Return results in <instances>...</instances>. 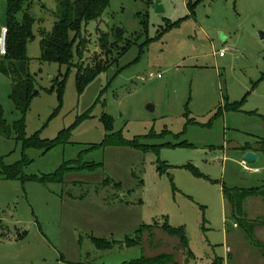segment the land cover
<instances>
[{
  "label": "rangeland",
  "instance_id": "1",
  "mask_svg": "<svg viewBox=\"0 0 264 264\" xmlns=\"http://www.w3.org/2000/svg\"><path fill=\"white\" fill-rule=\"evenodd\" d=\"M155 1L109 0L101 18L83 29L87 44L65 76L66 66L40 61V32H51L58 0H32L35 38L27 57L38 96L22 116L9 99L10 80L0 74L10 130L9 139L0 137V167L26 159L28 178L63 166L74 170L62 183L0 178V264H126L164 254L173 264L226 256V264H264V245L256 247L233 227V216L241 218L222 192L261 187L264 193V0H160L161 14L152 9ZM5 14L0 0V39ZM96 63L106 71L78 92L76 68ZM235 103H242L238 112L229 109ZM103 116L112 119L108 132ZM22 119L26 139L39 133L52 141L70 130L67 142L49 151L24 149L14 130ZM108 136L137 139L139 148L105 145ZM182 142L193 148L176 146ZM248 146L257 150L259 160L247 164L257 173L240 166L236 149ZM256 200L264 212V197L248 198L242 208L263 223L260 210L250 208ZM164 223L183 228L192 260L159 228L135 247L124 245L141 226ZM257 233L264 236V227ZM92 238L114 246L98 250Z\"/></svg>",
  "mask_w": 264,
  "mask_h": 264
},
{
  "label": "trees",
  "instance_id": "2",
  "mask_svg": "<svg viewBox=\"0 0 264 264\" xmlns=\"http://www.w3.org/2000/svg\"><path fill=\"white\" fill-rule=\"evenodd\" d=\"M109 0H58L57 11L55 13V23L50 33H46L43 30L40 32V61L48 64H57L59 66H66L68 75L70 70L74 67L73 58L74 55L80 57L83 48L87 44V40L83 38V29L90 23L97 21L101 18L103 12L107 8ZM32 5V0H6V19H5V53L0 54V74L10 80L11 91L9 99L14 105V108L22 116L27 113L31 102L38 96L36 89L35 77L30 73V60L27 57V45L34 40L33 26L34 20L29 16L28 11ZM21 14L20 19L17 17ZM102 48H106V38L101 37ZM128 47V45H127ZM127 48L123 49L122 54ZM76 68V67H75ZM76 83L78 92L82 90L100 73L105 72L107 67H103L101 64L96 63L92 67L84 68L77 67ZM64 80L57 85L58 100H61ZM51 90L47 93H51ZM242 103H235L229 106L231 111H240ZM219 115V111L215 114V117ZM263 121L264 118L260 117ZM102 122L104 124L106 132L111 130L112 119L103 116ZM15 139L21 142L24 149H43L49 151L57 145H63L67 142L70 134V130H65L59 133L58 137L52 141H42L40 134L36 133L31 138L26 139L24 136V120L16 122L14 125ZM120 135L115 136L119 138ZM0 137L9 139L10 130L3 119V112L0 106ZM114 136H108L105 140V145L108 146H124L132 145L139 148L137 144L138 140H134L131 143H126L123 140L116 139ZM177 147L181 148H193L192 145L182 142ZM253 150L251 147L243 148V152ZM264 153V149L262 150ZM26 159L16 163L12 166L0 167V178L8 182L20 181L26 182H38L41 184L46 183H62L63 174L67 171L74 169L67 166L61 167V169L55 174L47 177L28 178L23 174V168L25 167ZM157 169L160 174L164 173V165ZM185 168H191V166H185ZM90 169V168H89ZM163 169V170H162ZM192 169V168H191ZM193 173L201 177L194 169ZM223 195L229 201L232 214L238 215L243 200L248 196L257 195L259 190H241V189H225L223 188ZM236 219V224L245 233V236L256 247H261L262 244L256 241L253 237V226L248 224L242 219ZM159 228L162 232L172 238H176L179 241L180 247L187 253L190 259H193V255L188 249L187 240L183 228H172L167 223L159 226L154 224L152 226H141L135 233V239H126L124 245L128 248L135 247L140 244V240L143 234L151 233L154 229ZM23 233L20 238H23ZM92 243L98 250H111L114 244L104 240H98L92 238ZM264 258V253L262 254ZM171 255H159L153 258H141L139 260L126 263V264H173ZM212 264H224L221 258H215Z\"/></svg>",
  "mask_w": 264,
  "mask_h": 264
},
{
  "label": "crops",
  "instance_id": "3",
  "mask_svg": "<svg viewBox=\"0 0 264 264\" xmlns=\"http://www.w3.org/2000/svg\"><path fill=\"white\" fill-rule=\"evenodd\" d=\"M236 149V148H235ZM236 150H238V151H240V154H241V156L243 157V155L246 153V152H243L242 151V149L240 150V149H236ZM256 151L257 150H251V151H248V152H252V153H254L256 156H257V154H256ZM259 159H258V157H257V161H258ZM253 170V173H257L258 172V169H252ZM261 188V187H260ZM260 188H257V187H255V188H248V189H241V190H252V189H254V190H259V192L257 193V195H254V196H248V197H246L244 200H243V202L246 200V199H248V198H260V197H264V193H262L261 191H260ZM236 189H239V188H236ZM242 202V203H243ZM262 206H263V204L259 201V200H256V202L255 203H253V204H251L250 205V208H252V210H253V208H255V210H260V214H262L263 216H264V212L262 211ZM232 213V212H231ZM239 215V217L242 219V220H244L245 222H247L248 224H251L252 226H253V231H254V235H253V237L256 239V241H258L259 243H261L262 245H264V236H263V233H257V227L258 226H260V228H262L263 229V227H264V222L262 223V222H260V223H257L258 221H257V219L258 218H255V219H248L247 217H246V215H245V213H244V211H243V208H242V204H241V208H240V213L238 214ZM259 216V215H258ZM233 227L234 228H236L237 227V225H236V222L234 223V225H233ZM231 248L229 249L228 247H226L225 248V253L228 255V254H230L231 253ZM226 258H228V256H226L224 259H222L223 260V263L224 264H226L225 262H226ZM262 259H264L263 257H261ZM212 264V263H211Z\"/></svg>",
  "mask_w": 264,
  "mask_h": 264
},
{
  "label": "water",
  "instance_id": "4",
  "mask_svg": "<svg viewBox=\"0 0 264 264\" xmlns=\"http://www.w3.org/2000/svg\"><path fill=\"white\" fill-rule=\"evenodd\" d=\"M152 9L155 11V13H157V14H161V13H163V8H162V6H161V4H160V0H156L155 2H154V4L152 5ZM120 34H121V30H119V29H116L115 30V37H118V36H120ZM4 37H2L1 38V44L2 45H4ZM148 110H150V111H152V108L149 106L148 108H147ZM242 161L243 162H245L246 164H248V165H252V164H254V163H256L257 162V156L254 154V153H252V152H246L244 155H243V157H242Z\"/></svg>",
  "mask_w": 264,
  "mask_h": 264
},
{
  "label": "built area",
  "instance_id": "5",
  "mask_svg": "<svg viewBox=\"0 0 264 264\" xmlns=\"http://www.w3.org/2000/svg\"><path fill=\"white\" fill-rule=\"evenodd\" d=\"M5 35H6V30L5 29H2V32H1V38L2 37H4V40H5ZM0 41H1V39H0ZM5 41H4V45H0V54L1 55H3L4 53H5ZM223 54H224V52H220L219 53V57H222L223 56ZM240 166H241V168L244 170V171H246V172H248V173H253V170L251 169V168H249L248 166H247V164L245 163V162H241L240 163Z\"/></svg>",
  "mask_w": 264,
  "mask_h": 264
}]
</instances>
